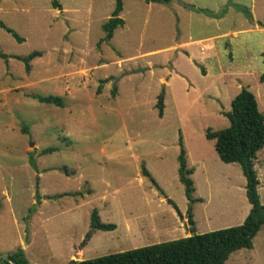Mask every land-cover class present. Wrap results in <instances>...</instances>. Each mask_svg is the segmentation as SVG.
<instances>
[{"label": "rangeland", "instance_id": "1", "mask_svg": "<svg viewBox=\"0 0 264 264\" xmlns=\"http://www.w3.org/2000/svg\"><path fill=\"white\" fill-rule=\"evenodd\" d=\"M56 1L59 9L0 0V24L22 39L0 28V255L26 246L28 264H65L187 237L191 226L203 234L239 225L244 178L204 132L228 126L223 113L240 88L264 115V33L254 25L264 23V0H120L123 25L107 41L100 26L115 0ZM31 52L41 55L26 72L19 59ZM180 149L199 199L190 205ZM253 169L264 205V147ZM93 210L114 230L89 228ZM225 264H264V226Z\"/></svg>", "mask_w": 264, "mask_h": 264}, {"label": "trees", "instance_id": "2", "mask_svg": "<svg viewBox=\"0 0 264 264\" xmlns=\"http://www.w3.org/2000/svg\"><path fill=\"white\" fill-rule=\"evenodd\" d=\"M144 3L167 4L170 0H139ZM53 9H59L56 0H50ZM122 5L120 0H115L114 8L110 17L101 24L103 41L112 37L113 31L123 25V20L119 18ZM257 25L264 28V23ZM5 32L10 34L17 42H21L14 32L0 24ZM39 52H31L27 56L20 58L26 72L29 71V62L39 57ZM0 57L3 55L0 54ZM262 72L258 77L260 83L264 82V48L261 52ZM33 99L39 103L61 106V100L54 96L32 95ZM157 116H162V99H158L155 104ZM228 121V126L224 129L211 131L206 129L204 137L212 141L213 149L217 158L224 164H236L244 178V194L250 209L241 224L211 231L203 234H194L192 226L189 228L190 235L173 241L154 244L142 248H137L125 252L109 254L91 260H69L65 264H225L229 255L239 249H251L252 239L261 227L264 226V205L259 203L257 195L258 180L253 169V162L256 153L264 147V115L258 110L257 103L251 92L244 88L234 95L230 102V109L223 113ZM53 149H46L43 152H51ZM32 163V162H31ZM192 170L186 167L184 151L180 149L177 156V178L183 186V194L188 204H193L199 199L192 198V182L189 179ZM141 174L149 177L147 171L141 166ZM176 212L175 205L170 200H166ZM191 208H186L188 222L190 220ZM89 228L102 232L114 230L113 224H103L99 221L97 212L93 210L90 214ZM15 264H28L23 256L22 250L18 249L7 256ZM3 264H8L3 261Z\"/></svg>", "mask_w": 264, "mask_h": 264}, {"label": "crops", "instance_id": "3", "mask_svg": "<svg viewBox=\"0 0 264 264\" xmlns=\"http://www.w3.org/2000/svg\"><path fill=\"white\" fill-rule=\"evenodd\" d=\"M258 23V22H257ZM257 23H255L254 25H255V28H256V25H257ZM262 28V27H261ZM261 28H257V30L258 31H260V32H263L264 33V29H261ZM223 35H227V33H224ZM236 35V32H231V34L228 36V37H230V38H234V36ZM197 42H199V40L197 41ZM189 43H192V41H190V42H187V43H181L180 45H186V44H189ZM178 47V46H177ZM210 48H213L212 47V45H206V46H204V49H210ZM185 52V54H188V52L187 51H184ZM262 69H263V66H262ZM205 69H204V72L202 71V73H204L205 74ZM217 74H220L219 73V69H217V72H216ZM255 161V160H254ZM253 166H254V162H253ZM243 177V176H242ZM244 185H245V181H244ZM243 188H244V186H243ZM242 191H244V189L242 190ZM244 196H245V194H244ZM247 202V201H246ZM249 209H250V206H249V204H248V208H247V211L245 212V214L241 217V219H240V224H241V222L243 221V219L245 218V216L247 215V213H248V211H249ZM22 248V250L23 251H25L26 250V246H22L21 247ZM77 256L78 255H80V253H78V254H76Z\"/></svg>", "mask_w": 264, "mask_h": 264}, {"label": "water", "instance_id": "4", "mask_svg": "<svg viewBox=\"0 0 264 264\" xmlns=\"http://www.w3.org/2000/svg\"><path fill=\"white\" fill-rule=\"evenodd\" d=\"M143 70L140 69V70H137L135 71L136 73L137 72H142ZM159 194V196L161 197V199H165L164 195L161 194L159 191L157 192ZM0 260L1 261H4V262H7L8 264H15V262H13L12 260H10L7 255H0Z\"/></svg>", "mask_w": 264, "mask_h": 264}]
</instances>
